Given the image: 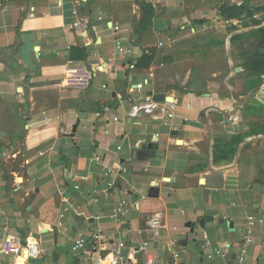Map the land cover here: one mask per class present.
<instances>
[{
    "label": "crops",
    "instance_id": "0c3cea01",
    "mask_svg": "<svg viewBox=\"0 0 264 264\" xmlns=\"http://www.w3.org/2000/svg\"><path fill=\"white\" fill-rule=\"evenodd\" d=\"M234 1L0 0V245L40 251L16 264H224L222 243L264 264V76L233 64ZM222 52L225 94L203 64Z\"/></svg>",
    "mask_w": 264,
    "mask_h": 264
},
{
    "label": "built area",
    "instance_id": "2783aa9c",
    "mask_svg": "<svg viewBox=\"0 0 264 264\" xmlns=\"http://www.w3.org/2000/svg\"><path fill=\"white\" fill-rule=\"evenodd\" d=\"M111 28L114 32H118L120 30V27L116 25H111ZM116 52L118 54L124 53V49L121 48L119 45L116 47ZM153 108L146 109V112H152ZM144 114V113H143ZM1 195V192H0ZM124 208L125 203H121L115 210L113 214V218L116 222H119L124 215ZM254 227H255V218L253 216L248 217V225L246 229V234L244 237L245 245L246 246H252L254 245L253 242V233H254ZM164 228V223L162 220V215L155 214L153 217L149 219L147 222V228L143 231H140V234H143L145 232H149L151 235V241H155L158 238L159 231ZM102 236L100 234H96L93 236L94 240H99ZM205 240H208V236H204ZM86 246L85 240H79L76 244L74 249L75 250H81L84 249ZM148 242H145L141 246V250L144 251L147 249ZM122 247V246H121ZM176 245L172 244L168 251L169 253L175 258L178 259L180 257L179 253L175 250ZM262 252L264 253V242L261 244ZM12 255L15 257V264L16 261H18L19 258H22L27 261V259H37L40 256V251L38 248V243L35 239H32L27 243V245L22 246L15 241L8 239L5 241L3 245H0V255ZM245 251L241 250L237 253L234 252V248L231 243H222L218 244L217 247L214 249V255L225 259L226 262L224 264H230L227 262V259H234L235 264H244L245 262ZM25 262L23 264H25ZM0 264H3L0 261ZM95 264H120V260L118 257L115 258H98L95 262ZM149 264H152L151 262Z\"/></svg>",
    "mask_w": 264,
    "mask_h": 264
},
{
    "label": "rangeland",
    "instance_id": "374dc122",
    "mask_svg": "<svg viewBox=\"0 0 264 264\" xmlns=\"http://www.w3.org/2000/svg\"><path fill=\"white\" fill-rule=\"evenodd\" d=\"M234 7L231 13L235 17V22L230 24L227 31L237 34L233 42L236 51L243 53L246 51L251 58L264 57V0H235ZM227 49L230 53L232 47L229 42ZM249 67V61L246 60L245 69H242L252 75ZM249 83L256 84V82Z\"/></svg>",
    "mask_w": 264,
    "mask_h": 264
},
{
    "label": "trees",
    "instance_id": "16d2710c",
    "mask_svg": "<svg viewBox=\"0 0 264 264\" xmlns=\"http://www.w3.org/2000/svg\"><path fill=\"white\" fill-rule=\"evenodd\" d=\"M147 9L146 17H144L141 25L140 30H145L148 27L151 26L152 17H154V8L152 5H146L144 6ZM238 53L232 52L231 58L233 61V64L235 67H241L246 66V60L249 61L250 64V72L254 76H264V57H253L251 58L250 55H247V52H244V55L248 56L247 59L244 61L242 60V57ZM239 57V59L237 58ZM250 57V60L248 59ZM205 67V74H206V81L211 82V85L216 88V90L220 94H225L228 92V89L224 85V80L226 79V76L229 72V66H228V58L226 55V52L219 53V56H216L215 53L208 54L206 57L205 62L203 63ZM211 66V68H210ZM190 66L187 65L184 69H181L179 71L180 74L182 72H187L189 70ZM220 70V71H219ZM217 71L221 72L218 77H212L213 73H216Z\"/></svg>",
    "mask_w": 264,
    "mask_h": 264
},
{
    "label": "water",
    "instance_id": "95a60500",
    "mask_svg": "<svg viewBox=\"0 0 264 264\" xmlns=\"http://www.w3.org/2000/svg\"><path fill=\"white\" fill-rule=\"evenodd\" d=\"M236 72H238V70H236ZM158 99L159 100H166L167 98L166 97H164V95H158ZM263 179H264V176H262L261 178H260V180H259V182L261 183L262 181H263ZM257 187H260L259 185H257ZM258 191V190H257ZM192 233H195L194 232V230H193V232ZM36 238L38 239L39 238V235H36Z\"/></svg>",
    "mask_w": 264,
    "mask_h": 264
},
{
    "label": "bare ground",
    "instance_id": "6f19581e",
    "mask_svg": "<svg viewBox=\"0 0 264 264\" xmlns=\"http://www.w3.org/2000/svg\"><path fill=\"white\" fill-rule=\"evenodd\" d=\"M19 259H20V258H19ZM19 259H18V260H19Z\"/></svg>",
    "mask_w": 264,
    "mask_h": 264
}]
</instances>
